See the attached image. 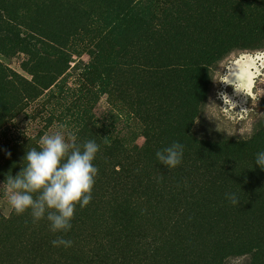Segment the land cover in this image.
Here are the masks:
<instances>
[{"label":"rangeland","instance_id":"obj_1","mask_svg":"<svg viewBox=\"0 0 264 264\" xmlns=\"http://www.w3.org/2000/svg\"><path fill=\"white\" fill-rule=\"evenodd\" d=\"M60 1L0 0V63L29 82L20 102H12L0 121V184L26 165L27 150L38 149L42 136L63 126L66 135L71 132L77 137V143L95 140L99 145L93 161L98 171L92 199L83 208L77 205L70 231L54 233L47 219L33 222L30 211L17 215L0 190V264H218L224 252L217 251V245L240 225L233 211L239 205L231 202V195L248 206L244 210L249 220L247 234L264 230V170L255 167L256 154L264 151L259 137L264 128V44L226 54L202 76L208 87L201 84L202 91L187 92L185 102L180 75L156 74L150 68L145 76L136 71L106 79L105 57L119 47L109 37L102 40L109 28L97 26L96 17L86 30L61 44L67 53L65 60L59 61L51 49L43 50V44L53 49L56 42H64L53 34L63 36L81 26L82 16L68 12ZM115 16L108 15L109 20ZM121 42L127 46L126 54L137 61L150 55L145 35L131 33ZM29 50L37 51L31 55ZM43 51L48 57L41 62L38 57ZM244 62L253 64L249 87L233 75ZM158 102L170 113L164 131H170L174 123L186 124L187 136H193L195 143L183 144L182 162L172 169L163 166L162 171L155 168L150 173L152 163L129 160L136 173L133 187L116 184L112 167L120 169L118 163L127 159L109 156L115 158L103 167L97 159H105L104 145L122 135L127 142L143 146L148 132L145 107ZM80 123L92 127L95 137L78 134ZM200 141L211 142L214 149L201 151ZM241 142L252 148L243 156L219 148ZM207 157L211 158L207 166L213 169L205 174L202 168ZM177 169L180 174L170 173ZM214 169L225 175L215 176ZM242 171L251 177L241 179ZM163 174L174 181L172 192H163ZM112 190L119 198L110 194ZM162 216L179 227L164 234L158 227ZM130 224L134 225L131 230ZM108 234L118 241L139 235L161 249L148 257L137 253L130 260L113 253L106 241ZM61 237L71 240V246H53L52 241ZM260 251L228 253L223 264H264V249Z\"/></svg>","mask_w":264,"mask_h":264},{"label":"trees","instance_id":"obj_2","mask_svg":"<svg viewBox=\"0 0 264 264\" xmlns=\"http://www.w3.org/2000/svg\"><path fill=\"white\" fill-rule=\"evenodd\" d=\"M181 5V0H61V7L74 15L82 16L81 26L75 32L72 30L63 36L53 34L54 39L64 42H56L58 48L55 46L56 48L53 49L43 44V50L51 49L52 55L59 61L65 60L67 53L62 45L79 31L86 30L96 17L94 20L97 21V26L103 24L104 27L109 28L102 40L109 37L116 41L119 47L117 52L105 57L103 76L106 79L136 71L139 72L138 75L145 76L147 70L152 68L156 74H164L169 77H173L172 75L183 76L184 98V95L189 91L190 93L198 89V91H202L200 90L201 84L204 89L208 87V82H203L202 76L207 75L210 68L226 54L236 48L253 49L264 44V0H183V8ZM182 9L183 13H180ZM108 15L116 16L115 19L109 20ZM131 33L145 35L148 44H150V55L146 56L142 62L126 54L127 46L121 42ZM29 51L32 55L37 50ZM47 57L48 55L43 51L38 60L44 62ZM28 84L27 79L0 63V121L8 114L12 102H20ZM184 99H186L185 102L188 100V98ZM157 104L151 103L145 107V116L148 121L145 130L148 132H146L147 139L143 146L127 142L122 135H117L104 145L106 157L97 159L102 166L111 164L115 157L120 156L127 159L122 164L118 163L120 169L112 167V175L116 184L119 181L132 186V178L133 175L136 176V173L134 174L129 160L152 163L150 173H153L155 168L162 171L163 165L156 158V152L163 149L160 144H166L168 147L174 142H179L182 145L195 143L196 139L193 136H187L189 126L186 124L182 126L180 123H174L170 126V131L166 129L164 131V120L169 117L170 113L165 105L159 102ZM77 131L83 136H85L84 134L91 137L96 135L95 130L90 128L87 123L81 124ZM259 137L261 141H264V128ZM252 146L255 147L256 143L255 146L253 144ZM198 147L201 148V151L208 152L214 149V145L206 141L198 142ZM219 148L226 149L233 155L241 156L246 155L252 149L248 142L225 144ZM210 159L206 158V166ZM206 166L202 168L205 174L213 169ZM212 171L217 177L221 174L225 175L221 169ZM180 172L181 170L177 169L176 172L170 173L180 174ZM250 177L245 171L240 174V178L243 180ZM161 179L165 183L162 188L163 192L167 190L172 192L175 185H173L174 181L171 177L163 174ZM110 194L118 197L116 191L112 190ZM237 205L239 206L236 211L234 209L233 211L234 217L240 225L229 234L225 242L221 240L220 245H217V251L224 252L223 260L228 253L253 255L264 249V230L253 229L247 234L246 228L249 220L244 211L247 204L239 203ZM125 210L132 212L133 209L125 207ZM159 221L158 227L164 234H169L179 227V223L167 220L164 216ZM132 228L134 225H128V229ZM133 232L131 231V233ZM128 237L126 235L124 240L118 241L112 239L111 234H108L106 241L113 248L115 255L128 256L130 260L137 253L148 257L161 249V246L151 244L147 242V238L143 239L139 235L133 238H131L132 236ZM213 253L212 250L208 252L211 258L215 259ZM223 260H220L218 264H223Z\"/></svg>","mask_w":264,"mask_h":264},{"label":"clouds","instance_id":"obj_3","mask_svg":"<svg viewBox=\"0 0 264 264\" xmlns=\"http://www.w3.org/2000/svg\"><path fill=\"white\" fill-rule=\"evenodd\" d=\"M61 128L45 134L38 141V149L27 150V161L15 175H8L0 184L11 209L21 215L30 211L33 222L47 219L52 232H68L79 205L87 206L92 199L94 178L98 169L93 161L99 151L95 140L77 143V137ZM184 146L174 142L156 152V158L168 169L181 164ZM9 157L11 153H8ZM255 167L264 170V151L256 154ZM233 204L239 197L231 195ZM53 246L69 247L71 240L62 237L52 241Z\"/></svg>","mask_w":264,"mask_h":264},{"label":"bare ground","instance_id":"obj_4","mask_svg":"<svg viewBox=\"0 0 264 264\" xmlns=\"http://www.w3.org/2000/svg\"><path fill=\"white\" fill-rule=\"evenodd\" d=\"M252 65L253 64H251V63L244 62V65L237 66L236 71L233 72L234 73L233 75L237 76V78H239V80H242L247 87H249L251 85L252 79L250 80V78H251L250 77V75H251L250 68L252 67ZM251 76H253V75H251ZM243 82H242V84H243Z\"/></svg>","mask_w":264,"mask_h":264}]
</instances>
